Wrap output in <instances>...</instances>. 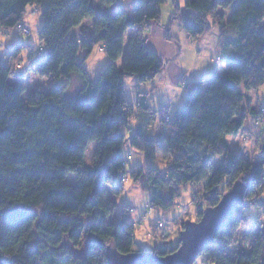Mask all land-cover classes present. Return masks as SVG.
Instances as JSON below:
<instances>
[{"label":"trees","instance_id":"trees-1","mask_svg":"<svg viewBox=\"0 0 264 264\" xmlns=\"http://www.w3.org/2000/svg\"><path fill=\"white\" fill-rule=\"evenodd\" d=\"M167 1L135 0L130 7L111 11L104 6H113L115 0H0V35L25 27L30 5L44 19L38 50L43 56L31 52L20 70L17 63L23 65L19 60L25 44H15L5 62L0 53V264H106L110 253L136 252L137 225L128 219L130 207L123 206L121 215L113 217L119 203L109 197V189L114 196L125 190L123 176L128 172L122 150L127 142L149 160L157 157L161 144L172 154L165 171L158 167L145 171L136 165L130 173V178L150 190L153 210L174 207L183 188L206 178L212 160L222 156L205 182L204 193L193 201L196 218L244 179L249 184L246 199L215 240L232 239L236 228L250 221L244 214L247 202L255 203L256 197L264 195V140L259 158L250 159L232 150L227 138L237 136L245 122L250 118L251 123L260 112L245 105L247 95L241 88L251 91L264 85V0H186L184 6L173 0L172 19L180 18L192 39L219 26L223 47L233 48L231 53L224 49L227 74L213 73L206 82L190 84L181 110L162 117L156 132L148 127L156 112L148 94L140 92L138 116L144 113L140 119L148 123L141 120L128 136L135 111L126 98V77L146 84L161 73L163 62L148 56L146 31L162 22L161 5ZM234 6L225 21L218 11ZM129 29L133 30L129 50L119 66ZM229 30L234 35L227 36ZM166 40H176L169 27ZM98 44L110 63L94 80L85 62ZM31 71L65 82H55L48 91L31 92L17 108L8 100V81ZM73 74L82 87L70 96L67 89ZM94 140L98 147L92 163L86 165L87 147ZM69 173L76 174V183L66 180ZM154 227L157 235L161 228ZM214 242L200 255L207 264H264V229L258 231L250 250L236 258ZM178 246L162 235V245L152 252L168 255Z\"/></svg>","mask_w":264,"mask_h":264},{"label":"rangeland","instance_id":"rangeland-1","mask_svg":"<svg viewBox=\"0 0 264 264\" xmlns=\"http://www.w3.org/2000/svg\"><path fill=\"white\" fill-rule=\"evenodd\" d=\"M135 0H115V3L113 6L107 5L104 6L108 10L114 11V9L117 8H127L134 4ZM181 3V6H184L186 0H178ZM36 6L30 5L27 9V12L25 14V20L23 22L26 29L29 30V32H24L20 28L15 27V29L10 31H4L0 35V53H1V60L5 62L7 59V55L9 51L15 46L17 43H23L25 44L26 50L22 52L20 57L22 58L19 61H22L21 68L18 67V69L22 70L25 65L28 63L29 55L31 52H36V55L43 56V52L38 51L40 47L42 46L40 42L39 32L41 28L43 27L44 19L43 15H41L40 12L36 10ZM236 9V6L229 10H223L220 9L218 12L219 14L223 15L225 18V21H228L230 18V15L234 12ZM162 15L161 19L165 23V25H168L170 28V31H172V34L178 39V44L186 48L183 50L184 60L189 64V69L193 66L191 63L193 60V57L197 54V50H195V53L189 52L188 44L190 43L192 45L193 42H204L206 41L208 44L211 40L214 41L215 45V38H219V31L217 29L204 34V36L200 38H193L191 41H185L184 37L182 36V33L180 30L183 28V23L180 18L172 19V16L176 14V9H174L173 6V0H168L166 3L161 5ZM172 20V24H171ZM171 26V27H170ZM167 27V28H168ZM75 32V30L72 31L71 35ZM148 33V32H147ZM132 33L127 34L125 39V48L124 52L122 54V57L118 61L119 66L122 65L125 55L127 54L129 50V39ZM181 34V36H180ZM202 40V41H200ZM195 42V43H196ZM218 42V40H217ZM199 44V43H198ZM207 44V45H208ZM217 45V43H216ZM215 45V47H216ZM28 46H31L32 48L29 49ZM214 47V46H213ZM201 48L199 47H196ZM215 49V48H214ZM83 52L79 54V58L82 59ZM203 55V53H202ZM193 56V57H192ZM216 56L222 57L221 53H217ZM215 57H213V62L208 63L205 67H210L211 70H213V73L220 74V75H226L227 70H225V62L224 61H218L214 60ZM17 61V60H16ZM17 61V62H19ZM110 63V58L107 56L106 52L103 49L102 44L96 45L93 53L89 56V58L85 62L86 68H88V71L90 73V76L94 80H98L99 73L105 69V67ZM29 73V72H28ZM26 75V77H17L20 79V86L23 90L22 94L23 97H28L31 92L35 90H42V91H48L52 84L55 82H59L60 84H63L65 81L64 79H56L51 75H43L38 74L37 72H32L30 74ZM210 73H205L206 76H204V81L206 82L207 78L210 76ZM212 75V74H211ZM47 76V77H46ZM16 78V79H17ZM138 79L134 76H128L126 77L125 82V89H126V98L127 100H130L131 102H134V98L138 96V93L140 90L146 91L147 85H150V83H147L145 85H141L139 83V86L141 89L138 88ZM155 80V79H154ZM153 81V80H152ZM151 81V82H152ZM187 86V87H186ZM82 87V81L79 79V77L76 74L72 75L71 83L67 89L68 95L73 96L78 90ZM190 86H188L186 83L183 86V89H188ZM242 91L245 92L247 95V100L245 101V105L249 108H257L261 113L264 109V85L260 87L259 89H252L251 91H247L244 86H242ZM141 91V92H142ZM154 91V90H153ZM158 90L155 91V93ZM148 94V93H147ZM186 94L185 92L182 95V106L183 107L185 100H186ZM159 96V95H157ZM161 98V97H160ZM156 102H153V99L151 100L152 105H157L160 102V99L157 100L155 97ZM155 107V106H153ZM173 111V114L176 111ZM165 119L167 117H171L167 110H163V115ZM250 118L245 122V125L243 126L241 130V134L239 136L230 135L228 136L230 148L235 151H240V153H244L248 158L250 159H256L259 158V147L261 143L264 140V129L257 135L253 136L250 140L248 139V135L250 134ZM246 129V130H245ZM128 136H131V133L127 131ZM126 146L122 150V156H124L126 160V170L127 174L126 176H123L124 179V191L120 196H114L112 193V190L109 189V197H115V200L118 201L119 207L114 211L115 213L112 215L113 217L120 216V211L123 208V206H131L132 207V215H137L140 217L147 218L143 221L141 225H137L135 228V250L137 251H143L145 253L152 252L153 249L158 246L162 245V235H166V238H170L172 240L177 241L179 234H180V227L182 225L178 223L176 220L179 219L182 221L186 220H199L196 218L197 216V208L194 205L192 201L197 202L199 198L202 196V194L205 191V182L210 177V173L212 170H214L216 167H218L221 163V157L218 156L212 160V167L207 173L206 178L201 180L199 183L194 184H188L187 187L183 188L181 195L176 200V203L174 207L170 208L167 211L163 210H153L150 205V190L148 188L144 187V184L142 181H135L133 178H130L131 171L135 168L134 165H140L144 167L145 171L149 168L158 167L161 170L165 171L167 168L166 163L172 159L170 157V154L168 151H166L163 148H160L158 151V155L154 160H149L146 158L143 152H141L138 149H134L132 147V144L130 145L129 142L125 144ZM97 140L91 141L88 144L87 151L85 154L84 162L85 164H91L93 161V156L95 151L97 150ZM131 153V156L129 155ZM66 180L73 184L76 183V174L75 173H69ZM117 178L115 179V182H117ZM197 194L196 196L198 198L193 197V195ZM247 202V200H246ZM255 203L247 202V207L245 208L244 214L246 217L250 218L249 222L243 223L240 227L236 228L235 234L232 239H228L227 237H220L219 239L215 240L214 245L219 246L223 249H225L228 252V255L232 258H236V256L241 252H247L250 250L252 244L255 241V237L260 229H264V195L260 197L255 198ZM258 202V203H256ZM154 219V221L150 219ZM156 220V221H155ZM157 220H161L164 222V226L158 231L157 235H154V225L156 226ZM180 225L179 229L176 230L177 226ZM159 227V226H158ZM220 234V233H219ZM193 264H207L204 262V257H199Z\"/></svg>","mask_w":264,"mask_h":264},{"label":"crops","instance_id":"crops-1","mask_svg":"<svg viewBox=\"0 0 264 264\" xmlns=\"http://www.w3.org/2000/svg\"><path fill=\"white\" fill-rule=\"evenodd\" d=\"M162 21V19H161ZM183 23V21H182ZM183 25V24H182ZM168 27V25H165V23L162 21L161 23H153L151 25V27L146 31L148 33H146V44L148 46V56L150 57V59L154 62H163V69L161 71V73L158 75L157 78H155V80H153L152 82L150 81V85H147V90L146 91H142L140 90L139 93L142 91L144 93H148V99H149V104L151 107V110L153 112H156V118L155 120H153L152 124H149V128L152 127V132H156V128L157 126L161 123V118L163 115V110H167L168 113L170 114V116H173V111L175 110H179V108H181L182 106V95L187 92L188 89H183L184 84L186 83L188 86L190 84H192L195 81H199V80H204V76L205 73H210L213 74V70L210 69V67H205L206 65H208V63H212L213 62V57L216 56L217 53H221L222 54V58L221 61L225 62V70H228L229 67V62L226 60H224V55L225 52L227 51L228 53L233 52V48L231 46L228 47L227 49H225L223 47V37L221 35V29L219 28V26H214L213 30L217 29L219 31V38H215L216 42L214 45V41L211 40L210 43L208 44L206 41H202V42H193L192 45L189 43L188 44V48H189V52H193L197 50V54L195 55V57H193L192 60V64L193 66L189 69V64H187V62H185L184 60V55L185 53H183V50L186 49L182 46L178 44V39L172 34H171L176 38L175 41H168L166 40V28ZM132 29H129L128 31H126V33H132ZM180 32L182 33V36L180 34L181 37H184L185 41H191L192 38L189 36V34L184 30V26L183 28L180 30ZM234 30H229L227 36H231L234 35ZM126 34V36H127ZM218 40V42H217ZM199 43V44H198ZM208 44V45H207ZM201 47V48H196V47ZM214 46V47H213ZM215 48V49H214ZM226 51H225V50ZM192 53V54H193ZM203 53V55H202ZM227 58V57H226ZM220 61V62H221ZM34 71L29 72L28 74L32 73ZM210 74V75H211ZM47 77V76H46ZM138 81V80H137ZM20 79L19 78H11L9 79L8 83V89H7V94H8V100L11 104L15 105L17 108L21 107L23 105V103L25 102V100L27 99V97H23V90L21 89V84L19 83ZM147 84V83H146ZM141 85H145V84H141ZM138 88H140L139 86V81H138ZM154 90V91H153ZM158 90L156 93L155 91ZM138 93V94H139ZM159 95V96H157ZM155 97L157 100L160 99V102L157 105H152L151 100L153 99V102H156ZM161 97V98H160ZM138 96H136L133 100L134 102H130L133 104L134 106V115L132 117V119L130 120V127L128 129L129 133H133L138 126L140 125V121L144 118L140 119V116L144 113H140L138 116V108H137V104H138V100H137ZM155 106V107H153ZM143 121V120H142ZM144 123H148L145 120L143 121ZM246 130V129H245ZM241 134V132L237 135L239 136ZM134 148V147H133ZM163 148L166 151H168V153L170 154V157H172L171 152L169 151L168 147L166 146V144H161L159 146V149ZM136 149V148H134ZM159 151V150H158ZM129 155L131 156V153H129ZM137 164H135L134 166H136ZM193 202V201H192ZM126 207H130V209L132 210V207L127 205ZM121 212V211H120ZM122 213V212H121ZM120 213V215H121ZM177 225L178 223L181 224L182 218L181 220L179 219L176 220ZM176 225V226H177ZM180 225L177 226L176 230L179 229Z\"/></svg>","mask_w":264,"mask_h":264},{"label":"water","instance_id":"water-1","mask_svg":"<svg viewBox=\"0 0 264 264\" xmlns=\"http://www.w3.org/2000/svg\"><path fill=\"white\" fill-rule=\"evenodd\" d=\"M234 184L216 205L203 210L199 220L184 221L177 239L179 246L175 251L168 255L143 251L125 255L110 253L106 264H193L202 251L213 244L234 210L244 203L248 182L243 179Z\"/></svg>","mask_w":264,"mask_h":264},{"label":"built area","instance_id":"built-area-1","mask_svg":"<svg viewBox=\"0 0 264 264\" xmlns=\"http://www.w3.org/2000/svg\"><path fill=\"white\" fill-rule=\"evenodd\" d=\"M19 28L24 32H29L28 29H26V27L23 26H19ZM214 60H221L220 56H215ZM17 65L19 66V68H21V65L17 63ZM187 87V86H186ZM169 118V117H167ZM250 134L248 135V139L250 140L253 136L258 135L263 129H264V109L262 110L261 113H259L258 115L255 116V118L252 119L251 121V125H250ZM130 216L128 217V219L133 222V224L135 225H141L143 223V221L147 218V216L145 217H140L137 215H132L133 211L130 209ZM152 221H154V219H150ZM156 221V220H155ZM157 224L160 228H162L164 226V222L161 220H157Z\"/></svg>","mask_w":264,"mask_h":264}]
</instances>
